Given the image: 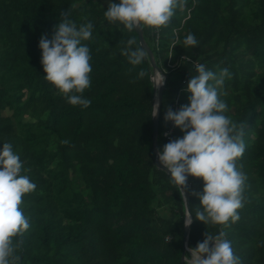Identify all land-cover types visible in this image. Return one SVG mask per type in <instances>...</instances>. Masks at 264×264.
I'll use <instances>...</instances> for the list:
<instances>
[{"label": "trees", "instance_id": "obj_1", "mask_svg": "<svg viewBox=\"0 0 264 264\" xmlns=\"http://www.w3.org/2000/svg\"><path fill=\"white\" fill-rule=\"evenodd\" d=\"M108 6L102 0H0V142L13 143L24 174L37 184L21 205L31 227L15 238L18 264H184L183 197L154 165L153 69L148 56L133 66L121 54L129 38L140 46L139 38L105 20ZM67 13L78 25H95L84 41L93 66L87 108L71 105L43 77L40 37L51 38ZM142 31L167 75L159 149L184 134L175 127L164 137L165 114L189 103L193 62L232 72L222 99L226 114L244 129L246 150L237 162L247 177L244 206L227 227L204 225L195 217L203 182L190 176L188 246L206 231L223 229L241 264H264V0H186L167 26ZM189 32L200 42L196 48L183 45ZM140 68L148 75L137 79Z\"/></svg>", "mask_w": 264, "mask_h": 264}, {"label": "clouds", "instance_id": "obj_2", "mask_svg": "<svg viewBox=\"0 0 264 264\" xmlns=\"http://www.w3.org/2000/svg\"><path fill=\"white\" fill-rule=\"evenodd\" d=\"M185 3L186 0H110L103 15L109 23L120 24L130 32L144 27L158 30L167 26L177 7ZM94 27L91 20L78 25L67 13L55 26L52 37L42 34L38 43L44 79L73 106L87 108L92 103L84 95L92 85L93 70L90 48L84 41L92 37ZM199 43L195 33L183 37V45L191 49ZM176 45L174 41L172 49ZM121 54L133 66L142 65L147 56L145 49L136 45L134 36L127 40ZM193 65L196 74L191 75L186 89L189 103L178 110L169 108L165 114V119L184 134L158 148V161L170 173L181 195L190 176L199 178L203 189L197 193L200 206L196 208V219L204 225L227 227L240 219L247 180L237 164L246 150L244 129L226 114L228 105L222 99L226 80L233 74L228 67L217 72L196 60ZM146 75L140 68L136 78ZM164 80V75L155 71L152 86H161ZM153 110L155 115L157 107ZM36 188V182L24 174V163L13 143L0 142V264H18L19 241L15 238L31 227L21 205L23 197ZM191 215L188 211L185 216L186 226L192 223ZM187 252L184 264H241L223 229L206 231L204 239L195 247L189 245Z\"/></svg>", "mask_w": 264, "mask_h": 264}, {"label": "water", "instance_id": "obj_3", "mask_svg": "<svg viewBox=\"0 0 264 264\" xmlns=\"http://www.w3.org/2000/svg\"><path fill=\"white\" fill-rule=\"evenodd\" d=\"M138 38H139V44L141 47H143L147 53L149 62H150V66L153 69V75L152 77L155 75V71H160L164 77V83L161 86H154V104L153 107L156 106L157 107V111L155 115H152V151H153V155H154V165L156 166L157 169H160L164 172H166L168 175H170V173L164 168L163 165H160L159 161H158V155H157V150H158V143H157V137H158V128H159V110H160V105L162 103V97H163V91H164V87H165V83H166V79H167V75L156 65L155 63V59L153 56V53L151 51V49L149 48V46L146 44V41L143 37V31L142 29H135ZM152 81V78H151ZM154 111V110H153ZM153 114V113H152ZM178 187V186H177ZM181 192V190H179ZM183 201H184V207H185V216L187 215V212L190 211V205H189V195L188 192L186 191V188L183 189ZM191 219H192V215H191ZM189 231H190V225H185L184 222V229H183V254L181 256V261L183 262V258H184V253L187 251L188 248V239H189Z\"/></svg>", "mask_w": 264, "mask_h": 264}, {"label": "built area", "instance_id": "obj_4", "mask_svg": "<svg viewBox=\"0 0 264 264\" xmlns=\"http://www.w3.org/2000/svg\"><path fill=\"white\" fill-rule=\"evenodd\" d=\"M188 61H190V60H188ZM175 110H177V108H175ZM174 128H175V126H174L173 122L170 121V127L164 133V137L167 138V139H170Z\"/></svg>", "mask_w": 264, "mask_h": 264}, {"label": "rangeland", "instance_id": "obj_5", "mask_svg": "<svg viewBox=\"0 0 264 264\" xmlns=\"http://www.w3.org/2000/svg\"><path fill=\"white\" fill-rule=\"evenodd\" d=\"M102 3H103V5L104 6H107V5H109V3L106 1V0H102ZM189 68V67H188ZM10 112H6L5 114H9Z\"/></svg>", "mask_w": 264, "mask_h": 264}]
</instances>
